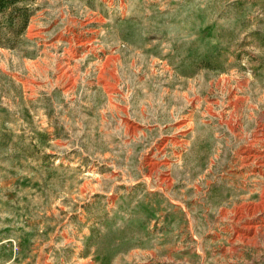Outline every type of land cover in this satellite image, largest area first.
<instances>
[{"label": "rangeland", "instance_id": "obj_1", "mask_svg": "<svg viewBox=\"0 0 264 264\" xmlns=\"http://www.w3.org/2000/svg\"><path fill=\"white\" fill-rule=\"evenodd\" d=\"M0 264H264V0L0 12Z\"/></svg>", "mask_w": 264, "mask_h": 264}, {"label": "trees", "instance_id": "obj_2", "mask_svg": "<svg viewBox=\"0 0 264 264\" xmlns=\"http://www.w3.org/2000/svg\"><path fill=\"white\" fill-rule=\"evenodd\" d=\"M16 0H0V12H3L11 4H14Z\"/></svg>", "mask_w": 264, "mask_h": 264}, {"label": "crops", "instance_id": "obj_3", "mask_svg": "<svg viewBox=\"0 0 264 264\" xmlns=\"http://www.w3.org/2000/svg\"><path fill=\"white\" fill-rule=\"evenodd\" d=\"M108 64H111V63H108ZM100 77H101V75H100Z\"/></svg>", "mask_w": 264, "mask_h": 264}]
</instances>
